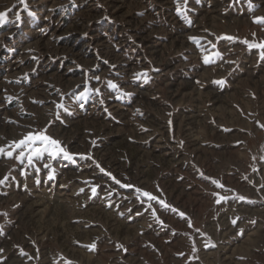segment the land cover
I'll use <instances>...</instances> for the list:
<instances>
[{
	"label": "rangeland",
	"instance_id": "obj_1",
	"mask_svg": "<svg viewBox=\"0 0 264 264\" xmlns=\"http://www.w3.org/2000/svg\"><path fill=\"white\" fill-rule=\"evenodd\" d=\"M0 13V264H264V0Z\"/></svg>",
	"mask_w": 264,
	"mask_h": 264
},
{
	"label": "snow or ice",
	"instance_id": "obj_2",
	"mask_svg": "<svg viewBox=\"0 0 264 264\" xmlns=\"http://www.w3.org/2000/svg\"><path fill=\"white\" fill-rule=\"evenodd\" d=\"M20 3H24V0H20ZM181 9L178 7L177 12L178 14L180 13ZM6 13H0V19H2ZM16 19L19 20L20 16L17 13ZM255 23H261L264 24V17H257L254 18ZM244 43H248V41H244ZM249 48H259L264 50V42L258 43V44H248ZM261 58L264 59V51L261 52ZM205 62H208V57H205ZM141 74H137V77H139ZM146 75V74H145ZM217 83H223V81H218ZM112 87H115V85H112ZM83 96V94H81ZM9 147L14 148V149H20L18 155L15 157L16 159H21L25 157V151H27V160L29 164H32L35 159L40 158L44 153H47L49 156L55 157L58 154H63L65 158L71 159V156L68 152L64 150L63 147H61L60 142L57 140H54L50 138L49 136L41 133L37 134H31L29 133L27 136H25L23 139L19 141H13L12 145ZM5 149L3 147H0V154L4 153ZM7 156L9 158L13 157V151H7ZM21 162H23L21 160ZM99 166V165H98ZM47 167V165H45ZM103 171V169H101ZM7 179V177H5ZM3 180H0V183H3ZM119 183V181H117ZM222 187V185H218ZM93 191H95L93 189ZM145 197H147L149 200H156L157 198L153 196L152 194L148 192H143L142 193ZM243 199V197H241ZM160 203H163L162 201ZM183 215V213H181ZM235 222V221H234Z\"/></svg>",
	"mask_w": 264,
	"mask_h": 264
},
{
	"label": "crops",
	"instance_id": "obj_3",
	"mask_svg": "<svg viewBox=\"0 0 264 264\" xmlns=\"http://www.w3.org/2000/svg\"><path fill=\"white\" fill-rule=\"evenodd\" d=\"M216 57H217V55H216Z\"/></svg>",
	"mask_w": 264,
	"mask_h": 264
}]
</instances>
